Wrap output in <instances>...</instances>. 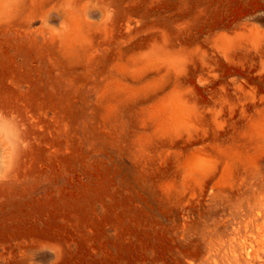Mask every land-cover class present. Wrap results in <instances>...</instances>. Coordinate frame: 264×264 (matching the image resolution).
Returning <instances> with one entry per match:
<instances>
[{
    "label": "rangeland",
    "instance_id": "374dc122",
    "mask_svg": "<svg viewBox=\"0 0 264 264\" xmlns=\"http://www.w3.org/2000/svg\"><path fill=\"white\" fill-rule=\"evenodd\" d=\"M0 264H264V0H0Z\"/></svg>",
    "mask_w": 264,
    "mask_h": 264
},
{
    "label": "clouds",
    "instance_id": "9594fccd",
    "mask_svg": "<svg viewBox=\"0 0 264 264\" xmlns=\"http://www.w3.org/2000/svg\"><path fill=\"white\" fill-rule=\"evenodd\" d=\"M0 127H8L14 128V119L11 116H5L4 114L0 113Z\"/></svg>",
    "mask_w": 264,
    "mask_h": 264
}]
</instances>
